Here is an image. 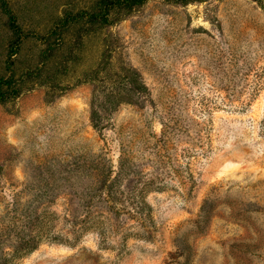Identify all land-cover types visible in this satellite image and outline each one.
Segmentation results:
<instances>
[{"label": "rangeland", "instance_id": "374dc122", "mask_svg": "<svg viewBox=\"0 0 264 264\" xmlns=\"http://www.w3.org/2000/svg\"><path fill=\"white\" fill-rule=\"evenodd\" d=\"M6 1L0 264H264V0Z\"/></svg>", "mask_w": 264, "mask_h": 264}, {"label": "trees", "instance_id": "16d2710c", "mask_svg": "<svg viewBox=\"0 0 264 264\" xmlns=\"http://www.w3.org/2000/svg\"><path fill=\"white\" fill-rule=\"evenodd\" d=\"M145 0H99L96 6V10L94 12L88 11H80L78 13H67L65 14L55 25L52 32H55L57 29L64 27L70 23L86 19L88 21L97 22L101 25H106L109 23V12L113 9H126L131 10L142 3ZM0 5L2 10L6 12L9 17V26L12 30H14L17 34L16 39L12 43V51L8 54L6 65L7 69L10 70L11 66V56L16 52L17 46L20 40L25 36L16 23V18L11 9L7 5L6 0H0ZM15 90L12 84L11 76L8 78L0 77V102L4 101L7 97L11 95L9 92H5L4 90ZM92 121L93 115L91 116Z\"/></svg>", "mask_w": 264, "mask_h": 264}]
</instances>
